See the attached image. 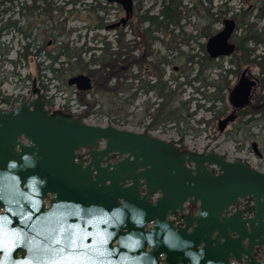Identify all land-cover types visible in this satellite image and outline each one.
Here are the masks:
<instances>
[{"label": "water", "instance_id": "95a60500", "mask_svg": "<svg viewBox=\"0 0 264 264\" xmlns=\"http://www.w3.org/2000/svg\"><path fill=\"white\" fill-rule=\"evenodd\" d=\"M108 1L124 16L106 28L125 26L133 0ZM224 23L210 41L228 54L234 23ZM66 83L92 88L83 73ZM254 85L243 71L219 132L250 103ZM252 148L260 155L256 142ZM113 154L120 159L111 162ZM248 196L251 216L230 210ZM176 211L182 224L168 218ZM72 233L81 236L76 247L66 239ZM0 234V264H264V172L213 151L84 123L45 108L38 94L0 109Z\"/></svg>", "mask_w": 264, "mask_h": 264}, {"label": "rangeland", "instance_id": "374dc122", "mask_svg": "<svg viewBox=\"0 0 264 264\" xmlns=\"http://www.w3.org/2000/svg\"><path fill=\"white\" fill-rule=\"evenodd\" d=\"M19 1L29 2L30 0ZM65 1L67 0H54L55 7L64 8V11L62 8H55L53 10L52 15L55 19V25L50 24L49 21H45L44 17H42V19L36 21L38 29L34 30L28 39L23 38L13 28L6 33L0 32V100L15 98L14 101H16L22 97L33 98L36 92L43 91L46 97L48 95L51 96L48 100L51 101V98L56 95L55 101L60 103L63 98L62 94H67L70 98L73 92L71 86L69 87L66 84V79L71 76L65 75L69 65L66 64L67 62L64 63V72L58 78L53 77L51 73H45L44 68L49 63L47 52L52 51L54 53L59 45L63 43H66L70 50L73 51H77L80 47L83 50L85 47H98L101 46V42L97 39L98 37H106L114 45L115 33L121 29L126 33V40L131 41L133 39V34L128 24L115 29L96 27L98 23L97 18L99 17H103L105 25L114 23L123 17L124 10L119 4L100 0L101 5L106 8L96 13L89 6H84L82 0L72 7L70 5L68 7L64 6ZM176 1H179L182 6H185L184 3H187L186 8H182L185 11L191 7L192 1L190 0ZM201 1L204 7L208 5V0ZM220 1L226 3L234 14L238 12V9L246 12L245 23H254V28L260 33L259 37L262 39V44L255 47L257 48V52H262L264 50V17L262 19L256 17L257 9L255 8V4H257V0H214L216 3H220ZM160 8L161 0H134L132 18L135 19L137 14H142L145 10H149V14H156ZM71 9L74 12L73 15L69 12ZM26 16V14L22 15L18 13L15 8L4 11V7L0 6V26L6 19L15 20L18 22V25H25ZM191 19L194 21L195 17L188 18L187 20L182 19L179 26L170 25L163 33L156 32L159 39L155 40L151 46L154 54L164 56L171 61L169 66L165 67L164 79L175 77L177 79L176 82L185 83L186 81H190V84H183L182 86V99L190 100L189 111H194L193 109L195 111L193 116L182 121V124L178 128L183 133L182 140L190 150L198 152L216 151L225 154L229 159L241 158L242 160H247L253 166L263 168L264 156H257L251 144L255 141L259 150L264 154V124L262 122L264 116H260L257 113H246L240 116L237 123L230 124L227 130L219 132L216 126L217 113L215 110L222 106V103L225 104L226 102L209 101L204 97V95L212 96L215 88L212 85L202 86L203 84L212 82L223 85L226 80H229V77L223 72L229 66L228 58L213 60L214 62L209 61L210 66L206 64L207 68L204 67L199 76L201 82L193 81V77L197 74V68L188 63V57L192 54L200 58L203 57L204 53L198 47L204 40L203 37H198V43L196 41L187 43L189 40L185 37L186 34L194 32L192 25L188 23L189 20L192 21ZM145 26L147 25L144 24ZM58 28H60L59 30L62 31V34H57ZM243 28L244 30L247 29V25L245 24ZM243 28L241 29V34ZM54 29H56V32ZM51 32H54V35ZM237 35V37L240 36V31L237 32ZM27 41H31V46L28 49L29 54L26 58L20 57L19 54L22 51L27 52L22 48ZM130 43L131 45L135 44L134 42ZM245 44L247 48L254 46L253 42H245ZM39 48L41 49L40 55H35L34 53ZM82 56L85 60L88 59V54H82ZM148 59H151V56ZM61 60L67 61L65 57H61ZM203 61L207 63V61ZM38 63H40V66H38ZM249 64V62H246L245 65ZM243 65L241 63V67ZM55 66L61 67V64L57 62ZM174 66L180 69L174 71ZM215 70L217 72L220 71L221 75ZM40 75L44 76L41 77ZM230 81L229 87L231 88L234 85V80ZM173 82L175 83V80ZM43 84L47 86V90L42 87ZM196 87L199 88L200 92L204 93L197 94ZM78 91L77 93H79ZM260 91L263 93L262 89L258 88L257 93ZM119 95L121 93H118V97ZM146 97L142 92L139 93L137 103L134 104L132 102L130 104L128 116L125 118L120 116L115 117V114H108L107 112L101 113L97 110L101 108L100 106H95L89 111L87 107H81L78 116H83L82 118L86 120L90 119L89 121H93L96 124H112L130 130L134 128L140 129L142 120L146 121L143 112V102ZM195 97H198L197 101ZM95 98H98V94L91 91L85 95L86 100H93ZM101 98L99 95V99ZM78 101L81 104L83 103L80 99ZM133 105L135 106L134 112L132 109ZM197 105H202V107H198ZM103 106V110L105 111L114 108V112H116L117 109H120L121 102L117 97H113L110 100L107 97H103ZM209 107L210 110H208ZM250 118L252 119L251 121H249ZM179 135L175 128L169 126H167V131L163 133V137L173 141L178 140Z\"/></svg>", "mask_w": 264, "mask_h": 264}, {"label": "trees", "instance_id": "16d2710c", "mask_svg": "<svg viewBox=\"0 0 264 264\" xmlns=\"http://www.w3.org/2000/svg\"><path fill=\"white\" fill-rule=\"evenodd\" d=\"M12 1L13 0H0V6L4 7V11H7L13 7ZM82 3L84 6H89L91 10L96 13L106 8L101 5L100 0H82ZM179 3L180 2L176 0H161V8L158 13L149 14L150 11L145 10L144 13L137 14L135 19L131 17L127 23L133 34V39L131 41L126 40V33L121 29L115 33L114 45L112 41L107 40L106 37L97 38L101 42V46L85 47L84 50L81 47L77 51L70 50L66 43L59 45L54 53H52V51L47 52L49 63L44 68L45 73H51L53 77L58 78L63 74V65L67 62L66 64L69 65V68L66 69L65 75L73 76L83 73L90 76L92 79L91 92L98 94V98L86 100L85 93L79 92V99L87 105L88 111L98 104V107L100 106L102 108V110L101 108L97 109L99 112H107L108 114H115V117L120 116L125 118L128 116L129 106L134 99L131 93V83L129 82L130 77H132V67L136 64L141 71L145 69L144 66L148 67L147 73L155 76L157 80L155 83H150L141 78L138 89H141L144 93L154 90L155 97L157 99L161 98L162 100L160 102H149L148 106L143 110L144 119H150L152 127H157L159 125L167 126L170 123L179 125L180 122L187 120L192 115L189 111L190 100L182 99V86L183 84H190V81H186L185 83L176 82L175 86L172 87L169 80L163 79L165 72V67L163 66H168L171 61L164 56L154 54L151 49L154 41L159 39V37L155 35V32L165 31L170 25H178L180 20ZM51 5L52 8L50 10L47 9L48 6ZM30 6L29 2L26 1L21 2L20 5L19 12L22 15H27L25 17V25H18L17 21L6 19L1 25L0 31L6 33L13 28L16 29L23 38L28 39L32 32L38 29L36 27V21L38 20L32 15L33 13ZM40 6L43 7L42 13L46 15V21H49L50 24H54L55 19L52 12L55 8L61 9L62 7H55L54 0H41ZM263 17L264 13L261 12L257 14L258 19H262ZM97 20V28H104L106 26L103 22V17H99ZM144 24L147 26L144 27ZM245 24L247 25L244 36L245 42L248 43L251 40L255 43H262L254 28L255 24L247 22ZM59 29L60 28L57 29V34H62V31ZM54 31L56 32V29H54ZM51 34L54 35V32H51ZM133 41L135 44L131 45L130 42ZM30 46L31 41H27L22 47L27 52L22 51L19 56L26 58L29 54L28 49ZM135 47L139 48L138 54L133 53ZM40 52L41 49L39 48L34 54L40 55ZM82 54H88V59L85 60ZM148 55H151L153 58L147 60ZM250 55L249 48H247V62L256 61V59L251 60ZM61 57H65L67 61H62ZM190 57L191 56H189V58ZM259 57V64L263 69L264 53ZM57 62L61 64V67L55 66ZM38 66H40V63H38ZM202 70L203 67H201L200 72H202ZM175 81L177 80L175 79ZM225 86H227L226 82L221 85L220 88L218 87L219 92L213 97L214 100H223L222 91ZM42 87L47 90L45 84H43ZM262 88H264V80L262 82ZM118 93H121L119 97ZM99 95L102 97L101 99H99ZM103 97H107L109 100L113 99V97H117L121 102L120 109H117L116 112H114V108H110L107 111L103 110ZM155 104L158 105L154 107V110H151ZM256 107L264 109V95L260 97ZM262 122L264 124V117ZM179 134L183 137L181 131H179Z\"/></svg>", "mask_w": 264, "mask_h": 264}, {"label": "flooded vegetation", "instance_id": "af4514ba", "mask_svg": "<svg viewBox=\"0 0 264 264\" xmlns=\"http://www.w3.org/2000/svg\"><path fill=\"white\" fill-rule=\"evenodd\" d=\"M81 0H67L64 2V6L66 5V7H68L69 5L72 7L73 5L75 6L76 4L80 3ZM134 1V0H133ZM192 1L191 3V7L190 9L186 10L182 9L183 7L186 8V4L184 3L185 6H182L179 3V11H180V20L177 26H179V24H181L182 19L187 20L188 18L191 17H195L194 21H188V23L190 25H192L193 31L194 32H190L186 34V38L189 40L188 42H193L196 41V43H198V37H203L204 42L200 43L201 45L198 47L200 48L204 55L203 57H199V56H195L194 54L191 55V57H188V63L191 66H195L197 69V74L193 77V81H197V82H201L199 76L202 72H200L201 67L207 68L206 64H208L210 66V62H214L213 60H220L223 58H228V64L229 66L227 68H225V70L223 71L226 76L229 77V80H226L225 82L227 83V86H225V88L222 91V95H223V100H214L213 97H215V95L219 92L218 87L220 88L221 85H218L216 83H206L203 84L202 86H206V85H212L215 88V91L212 93V96H207L204 95L205 99L209 100V101H217V102H226L225 104L222 103V106L218 107L216 111L217 113V118H216V126H217V130H218V121L220 119L225 118L226 116L230 115L231 112L233 111V107L230 105L229 101H228V95L231 91V89L235 86V84L237 83L241 73L243 71H245L246 76L255 81V85L252 88V92H251V98H250V103L242 108H239L235 111V119L232 122H229L227 124V126L224 128V131L227 130V128L229 127L230 124L233 123H237V121L239 120L241 115H244L246 113L251 114V113H257L258 115H263L264 116V109H259L258 107H256L257 102L259 101L260 97L264 95V88H262V82L264 80V68L262 69L260 64H259V60L260 57L263 53L264 50L262 52H257V48L255 46H258L260 44H262L261 42L255 43L253 42L254 46L249 47V53H251L250 55V59H256V61H249V65H245L247 60H246V54H247V47L245 44V30H244V25H245V14L246 12L243 10H239L237 13H232L231 9L227 6L226 3L220 1V3H216L214 2V0H208V5H206L205 7L202 5V1L201 0H190ZM21 2L23 1H19V0H13L12 1V5L13 7L11 8H15L17 9V12H19L20 10V5ZM41 0H30L29 4L30 9L32 11V15L34 16L35 19H37L38 21L40 19H42V17H44V20L46 21V15H44L42 13L43 7L40 6ZM51 6H48L47 9H51ZM255 8L257 9V13H256V17L258 13H264V0H257V4H255ZM64 8L62 7V10ZM16 11V10H15ZM64 11V10H63ZM66 12V11H65ZM72 15H73V10L71 9L69 11ZM132 17V16H131ZM225 20H232L234 23V28L231 32L230 37L228 38V44L231 46V48H227L226 50H230V52L228 54H222L223 49L221 47L218 46L219 42L218 41H210V39L212 37H214L215 35H217L219 32H221L224 27H225ZM243 28V32L241 34V29ZM240 31V36L237 37V32ZM160 33L165 32L163 31H157ZM260 33L257 32V36L260 39ZM156 35V32H155ZM262 41V39H260ZM134 42V41H133ZM249 42V43H250ZM135 43V42H134ZM133 53L134 54H138L139 53V48L135 47L133 49ZM217 53V56L214 57V54ZM151 55H148V58ZM147 60H151L153 57L151 56V59ZM203 60L207 61V63H205ZM237 61L238 64H237ZM241 63H243L244 65L241 67ZM217 64V63H216ZM169 66V65H168ZM220 66V65H218ZM216 66V67H218ZM232 66V67H231ZM238 66V67H236ZM163 67H166L165 65ZM145 69H143L141 71V69L138 67V65L134 64L132 67V77H130L129 82L131 83V93L134 96V99L132 102H134V104H136L137 100H138V94L139 93H143L144 96H148L146 97L145 101L143 102V109L148 106L149 102H160L162 99L161 98H156L155 94H154V90H150L147 93H144L141 89H138L139 87V82L140 79L143 78L145 81H149L150 83H155L156 82V77L153 76L152 74H148V67H145ZM209 68V67H208ZM180 68L177 66L173 67L174 71L179 70ZM203 71V70H202ZM216 71V70H215ZM217 72V71H216ZM218 74L221 75L220 71L217 72ZM176 78H172L169 79V82L171 84L172 87L175 86V83L173 82V80H175ZM166 80V79H164ZM177 80V79H176ZM230 80H234V85L233 87H229V83L231 82ZM201 86V87H202ZM197 88V94L201 93L203 94L204 92H200L199 88ZM262 89L263 93L259 92L257 93V89ZM202 91V90H201ZM152 96V97H151ZM153 98V99H152ZM198 97H195V100L197 101ZM226 99V101H225ZM158 104H155L151 110H154V107H156ZM198 107H202V105H197ZM256 107V108H255ZM255 108V109H254ZM133 112L135 109V106L133 105L132 107ZM141 109V110H143ZM195 111V109H193ZM208 110H210V107L208 108ZM194 111H190L192 113L191 116H193ZM251 119V118H250ZM249 119V121H251ZM258 120V119H257ZM142 126L141 128H134L132 130L130 129H126L129 131H133V132H140V133H144L146 135L155 137L159 140H164V141H172L174 142V144L180 149H188L187 146L185 145L184 141L182 140L183 137H181L179 135L178 140L173 141L171 139H167L165 137H163V133L165 131H167V126L171 127V128H175L177 130V132L179 133V126L182 124V122H180L179 125H175V123H170L167 126H163V125H159L157 127H152L151 123H150V119H146V121L142 120V123H140ZM139 125V124H138ZM138 125H136V127H138ZM219 131V130H218ZM223 131V132H224ZM259 150V148H258ZM260 151V150H259ZM77 153H81L83 155H86V150L85 149H80L78 150ZM225 155V154H224ZM260 157H263L264 154L260 151ZM226 157V155H225ZM118 159H120L116 154L112 155V159L110 160L111 162H116ZM247 162V160H245ZM248 163V162H247ZM104 164V162L102 163ZM209 169L212 173H217L218 171V166L216 165H210ZM157 195V194H156ZM156 195L154 194L153 198L156 197ZM235 207H238V209L240 211H242V215L243 217H249L253 214V200L251 197H246L240 200V205L238 206H234L232 207L230 210L232 211ZM184 213L187 212V210L189 209V205L188 203L184 204ZM197 211V205L191 207V214L194 215ZM171 221H173V223L175 224H182V214H180L178 211H176L174 214L170 215L168 217ZM151 226V224H147L146 228H149ZM257 251V249H256ZM257 256L259 255V252L257 251ZM163 258L161 257V260Z\"/></svg>", "mask_w": 264, "mask_h": 264}, {"label": "built area", "instance_id": "2783aa9c", "mask_svg": "<svg viewBox=\"0 0 264 264\" xmlns=\"http://www.w3.org/2000/svg\"><path fill=\"white\" fill-rule=\"evenodd\" d=\"M62 94V92H61ZM63 98H62V102H57L55 101V97H52L51 98V106L55 109H62V110H68L70 111L72 114H75V115H79L78 113L81 111V107L82 108H85V105H82L78 102V95H77V90L76 89H73V92L71 93V97L69 98L67 94H62ZM51 97L50 95H48L47 99ZM14 104L13 101H10V102H3L0 100V107L1 108H4V109H8L10 107H12ZM84 120L86 122H90V123H93V121H89V120H86L84 118ZM257 167V166H255ZM259 168V167H257ZM261 170L264 171V167L263 168H259Z\"/></svg>", "mask_w": 264, "mask_h": 264}, {"label": "snow or ice", "instance_id": "6c2138e0", "mask_svg": "<svg viewBox=\"0 0 264 264\" xmlns=\"http://www.w3.org/2000/svg\"><path fill=\"white\" fill-rule=\"evenodd\" d=\"M89 235H91L89 233ZM3 235L0 234V246H2V241H3ZM66 239L69 240V243L72 247H76L77 246V240L81 239V236L78 233H72L70 236L66 237ZM55 243H60V240L57 239L54 241Z\"/></svg>", "mask_w": 264, "mask_h": 264}]
</instances>
